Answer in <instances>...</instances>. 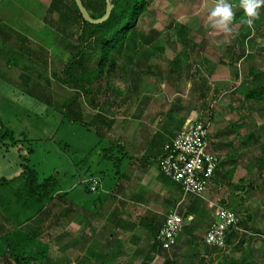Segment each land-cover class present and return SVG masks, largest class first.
Here are the masks:
<instances>
[{
	"label": "rangeland",
	"instance_id": "obj_1",
	"mask_svg": "<svg viewBox=\"0 0 264 264\" xmlns=\"http://www.w3.org/2000/svg\"><path fill=\"white\" fill-rule=\"evenodd\" d=\"M49 1L51 2H0V17L3 18L0 19L1 30L8 31L12 39H25L27 47L36 49L35 53H32V59L47 61L43 77L40 79L34 74L26 83L20 77L25 67L20 65L31 67V64L21 60L19 64L14 63L9 68L6 66V58L0 55V76L9 77L12 85V90L6 93L5 102H0V119L18 133L24 132L30 139L27 147H33V152L30 153L29 165L36 167L41 178L58 176V172L62 170V152L65 151L63 148L68 143L70 147L64 153L67 158L73 157L74 150L77 151L78 148V140H82L83 144H95L93 160L96 169H100L97 166L100 161L96 157L97 152L99 155L103 153L102 148L109 142L120 145L125 133V122L127 123L128 118L136 119L139 112L146 114L155 110L153 113L159 112L157 116L160 123H163L167 112L175 105L180 107V113L186 112L188 115L193 111L198 116L205 115L208 108H211L213 117L209 145L211 151L218 154L222 164L218 171L220 180H215L212 186H208L206 197L214 203L226 201L227 205L243 211L245 216L250 215L252 219L248 221V225L262 226L264 210L259 207H264V180H260V177L256 180L255 173L261 167L257 162L262 159L261 162L264 163V92L249 95L255 84L250 82L248 73L251 67L264 73V19L261 18L257 26L252 23L254 18L264 16V4L257 10L256 17H248L240 6L241 0H227L233 13L241 8L243 13L237 17V23L229 24V30L225 31L214 26V20L210 18L211 11L219 1L147 0L149 9L138 19V26L151 39L146 47L155 53L148 63H157L158 68L125 65V60L120 58L115 71L104 78V88L109 90L105 91L106 94L99 95L98 107H91L83 95L75 102V105H81L84 121L100 124L97 115H103L108 121L112 119L110 129L101 124L100 131L105 137H100L92 124L71 122L63 114V101L80 92L59 78L65 63L72 55L71 52L74 51L73 47L65 42L63 33L46 22L44 16L42 25L33 18L42 15L41 11ZM91 8L96 11L93 6ZM23 13H28L29 20L25 21L28 23V29L22 25L20 16H23ZM245 18L251 20L253 30L250 36L242 38V35L247 33L243 27ZM157 43L165 44L163 54L153 49ZM235 49L243 55L239 56L240 59L232 66L231 55ZM178 56L183 63L180 71H175L170 61ZM35 67L39 70L38 65ZM262 78L264 81V77ZM6 86L8 85L4 84L2 87ZM40 96H43L42 99ZM72 118L75 119V116ZM131 120L129 121L132 122ZM251 131H254L257 140L250 139L242 143ZM24 154L28 155L25 147L18 150L13 146H0V179L12 178L15 175L14 172L21 168ZM110 165L112 166L111 163ZM233 166L234 173L228 175ZM115 168L113 166L112 173L110 168L105 173V170L101 172L103 184L96 176L101 181L100 189L109 190V197L103 204H98L102 206V210L98 209L92 221L84 217L82 220L78 219L72 208L68 207L72 202L69 200L70 196L61 198L64 192L54 195L53 201L42 209L44 214L33 217L36 210L41 208V203L25 194L22 178L0 186V264H12L2 257V235L20 224L23 231H26L24 228L28 225L38 227L39 240L49 244L50 256L64 264L91 263L92 257L86 256L91 250L99 255V259L106 255L109 258L106 264H127L136 254L132 264H140L147 252L149 264H197L198 260L201 264H264V249L260 247L264 237L261 235L243 233L235 243L228 244L222 253L206 246L204 235L209 225L206 224L205 215L200 219L201 227L193 235V242L191 238L186 240L183 231L170 250L159 252L157 249H150L148 222L152 218L160 220L158 217H161L162 221L169 208L168 204H165L169 198L168 194L163 190L161 196L144 195L143 199L148 200L147 204L133 202L128 205L124 201L127 193L126 197L111 194L114 188L111 187L112 182L118 181L117 185L122 182ZM154 172L157 174V169L153 168ZM155 177L160 179L157 175ZM75 186L74 190L80 189L78 185ZM97 198L98 194L94 200L95 204L96 201L98 203ZM194 199L198 198L189 196L179 204L182 213ZM203 201L207 212L213 213L209 201ZM68 208L71 210L69 214L64 211ZM128 223L133 227H129ZM109 235L121 242L109 243ZM241 239H244V243L240 245Z\"/></svg>",
	"mask_w": 264,
	"mask_h": 264
},
{
	"label": "trees",
	"instance_id": "obj_2",
	"mask_svg": "<svg viewBox=\"0 0 264 264\" xmlns=\"http://www.w3.org/2000/svg\"><path fill=\"white\" fill-rule=\"evenodd\" d=\"M228 1L225 0L226 3ZM82 2L90 13L91 17L93 18H99L105 13V0H82ZM110 2L113 5L110 17L107 21L99 24H91L85 21L82 15L80 14L74 0H51L48 9L44 14V19L46 20V22L58 32L63 33L65 42L71 44L74 50L73 52H71L72 55L69 61L65 63L59 78L61 77L62 80L74 86L80 93H76L74 97L63 101L62 106L65 110H67H64L63 114H65V116H67L69 118V121L71 122L78 121L80 123L92 124L95 127L96 132L100 135V137L105 135L101 134V124L106 125V129H108L113 123L112 119L108 121L103 117V115H97V118H99L98 120L100 122V124H98L95 122L84 121L82 118V114L78 115L77 117L75 116V119L72 118V116L74 117L73 107L75 105V102L77 101V98H79L80 95H83L89 101L91 107H98L99 95L101 93L106 94L107 90H109L107 89V87L104 88V78L113 71H115L116 67L118 66V60L120 58H123L125 60V65L134 64L137 68H141L140 66L142 65H145L146 67H148V69L153 67L158 68L157 63H148V61L151 60L155 53L146 47V44H149L151 39L148 38L149 36L145 35L138 26V19L149 9L148 1L110 0ZM91 6H93L96 11H94ZM242 13V8L238 11H235L233 13V18L230 24H236L238 21L237 17L240 16ZM261 18L264 19V16H260V18H254L252 21L253 25H259ZM248 20L249 19L247 18L244 19L243 27L246 29L247 33H244L242 35V38H245L252 34V23L249 24ZM0 44H2V46L0 47V55H3L4 58H6V64L9 68L13 66L14 63L19 64V61L21 60H24L31 64V67L25 64L20 65V67H25L26 70H23L20 76L23 81L27 83L29 80H31V76L34 74L40 79L41 77H43L44 67L46 68L45 64L47 63V61L45 59H42V62H39L32 59V53H35L36 49H34L33 47H27L25 39H12L8 31H3L0 28ZM153 49L157 50L160 54H163L165 51V44L157 43L154 45ZM237 53L238 52L235 49V51H233V55H231L230 64L232 66L235 65L236 61L239 60L240 57L243 55V53H238L239 55L237 56ZM182 63L183 62L179 59V56L175 57L170 61V65L172 69L174 68L173 70L175 71H180V69L182 68ZM36 65H38L39 70L36 69ZM248 76L250 77V82L252 84H255V87L250 90L249 95L253 93L262 94L264 92V81H262L264 73L260 71H255L251 67ZM36 86L39 87L40 84H36ZM108 88H110L109 84ZM42 97L43 96H40L41 99ZM178 109H180V107H178L177 105L172 106V108L169 109L168 115L170 116V119L173 118L172 116L174 112H176V110ZM212 112V109L208 108V111L205 112V115L200 114L199 118L201 119L209 113L212 114ZM184 119L185 117L181 119L179 125L180 127L184 123ZM0 124L2 126L0 132V146H6L7 148L9 146L16 147L19 145L20 142H30V139H28L27 135L24 132L18 133L10 126L4 124L1 119ZM250 139H253L254 141L257 140V137L255 138L254 132L252 131L249 132L248 136L245 139H243L242 143H245V141L248 142ZM32 148L33 147L29 146L27 148L28 155L24 154L22 156V171L21 174L16 178L23 179V190L25 191V194L33 198L36 202H39V204H42H40L41 208H38L33 215V217H39V215L45 213V211L44 213H42V209L46 208V206L53 201L52 199L54 195L58 192L59 182L56 175H50L41 178V174L36 169V167L34 165H29L30 153L33 152ZM104 156H108V154H104ZM108 158L111 159L113 157L108 156ZM112 160L114 165L120 168L122 157H114ZM221 164L222 163L220 161L219 166L216 169L212 178L213 182L215 180H217L216 182H219L220 174L218 175V171L220 169ZM234 171L235 169L233 167L228 171L227 174L231 175L234 173ZM160 173L162 177L168 180L167 184H177V186L180 188L178 189V191L181 196L179 201H181L182 192L180 185L174 180L165 176L161 171ZM16 178H2L0 179V186H4L11 182H14ZM89 187L90 185L87 186V189L91 192ZM101 189L100 187H97V191L91 193L97 194L100 192ZM195 200L196 199H194V202H192L188 206L184 213H182L183 211L179 208V204L172 208H178L179 213L183 218V222L190 215H194L195 220L191 221L190 224L183 223L182 230L185 234L189 233L191 235H194V233H196V231L199 230V228L201 227L200 219H202L204 215L206 216V223H208L209 226L215 219V214L213 217L214 211L213 213L207 212V209L204 205L205 202L201 203V201ZM221 204L224 206H229L226 204V201H222ZM211 208L214 210V207ZM233 208L238 209L235 207ZM250 219V215H247L245 218L242 219L241 225L247 228L248 221ZM160 223L161 221L156 219H153L148 222V226L150 228V233L148 234V241L149 243H151L150 249H157L159 252H163L168 250L162 248V246L158 244V241L156 239L158 230L163 224V222L162 224ZM128 225L129 227H133V225H130V223H128ZM24 229H26V231H23V228H21L20 224L19 227H15L11 229L10 232H6L2 235V240L4 242V256L2 257L7 259L6 262H10L12 264H64L61 262V260H54L50 256L49 244L39 240L38 227L28 226ZM93 232L95 231L93 230ZM108 238H111L108 239L109 243L118 244V242H121L120 240L116 241V239L113 238L112 235H109ZM192 238L193 240H195V236H193ZM236 238L237 234L236 232H234L228 237L227 245L225 248H212H215L222 253L226 250L228 244L235 243L237 241ZM239 242V244L241 245L242 243H244V239H241ZM205 245L208 246L206 243ZM148 254L149 252H147L140 264H149ZM86 256L92 257L91 263L85 262L84 264H93L94 262H96V264H106L107 260L109 259L106 255H103L101 259H99V255L94 250H91L90 254ZM135 257H137V254L134 255V257H131L127 264H132ZM212 258L215 259V257ZM77 264L80 263L78 262ZM166 264H168V262ZM197 264H201V261L198 260Z\"/></svg>",
	"mask_w": 264,
	"mask_h": 264
},
{
	"label": "crops",
	"instance_id": "obj_3",
	"mask_svg": "<svg viewBox=\"0 0 264 264\" xmlns=\"http://www.w3.org/2000/svg\"><path fill=\"white\" fill-rule=\"evenodd\" d=\"M49 3L47 4L46 8L43 11H41V14H42L40 15L41 17L40 16L39 18L33 17L34 19L38 20V23L40 25H42L43 23L42 18L46 10L48 9ZM20 17L22 20V25H25V29H28V25H27L28 23L25 22L29 20L28 13L27 14L23 13V16H20ZM0 19H3V18L0 17ZM22 36H25V35L22 34ZM28 36L29 35H27V37ZM4 84L8 86L2 87ZM9 90L10 91L12 90V85L10 83L9 77H7L6 75L0 76V100H2L0 102H5L4 99L7 96L6 93ZM153 112H155V110ZM81 113H82L81 105L79 104L75 105L73 107L74 116L77 117ZM152 113L148 112L145 114V112H142V113L139 112V115L136 116V119L131 120L128 118L127 123L125 122V126L123 128L125 129V133L123 135V141L121 142V144L115 145L114 143L109 142L108 145L102 148L103 153H100L99 155V152H97L96 157L97 159L100 160L98 161L97 166L100 167V169L99 168L96 169V166H95L96 163L93 160L94 151H95L94 143L83 144L82 140H78L77 141V146H78L77 151L74 150V155L73 157H70V158H67L64 153L70 147L68 146L69 144L67 143L66 147L63 148L65 151L62 152V163H61L62 170L58 172V176H57V179L59 182L58 192L59 193L64 192L61 195L62 199H65L67 196H70L69 200L70 201L72 200V202L68 204V207L72 208L73 213L77 215L78 219L82 220V218L84 217L85 219L87 218L89 221H92V217L96 216L98 209L100 211L102 210V206H98V204L99 203L103 204L106 201V199L109 197V194H108L109 190L102 188L101 189L102 192L97 193L98 203L96 201V204H95L94 200H96L95 198L97 194H93L90 191H88L87 186H89V182H86V181L90 180L92 177L98 176L101 179L102 184H103L104 182L103 176H102L103 171L105 170L104 173L107 172L106 170L108 168L111 169L110 173L114 171L113 166L115 165H113L114 163L112 160L114 157H122L120 168L115 166L116 173L119 171L117 173L118 178L121 177L122 182H121V185H117L119 184L118 181L112 182L113 185L111 187H114L112 189L113 191L111 192L112 195L114 194L115 196L126 197L125 194L127 193V197L123 199L125 202H127L128 205L129 203H133V202L147 204L148 200L143 199L144 195H147V197L156 195V194L160 195L162 191L164 190L165 192H167L168 197H169L165 203V204H168V207H169L168 211L178 204L179 199L181 197L178 191V189L180 188L177 186L176 183L167 184L168 180L162 177V175H160L161 173L159 170V161L161 159V156L164 154V145L166 144V142L169 141L172 137H174L178 133V131L181 130L186 119L190 115L194 116L196 112L192 111L190 114L187 115L186 112L180 113V111L178 110L174 112L172 116L173 118L171 119L169 118L170 116L168 115V112H167V116L166 118H164L165 120L163 123H160V118L157 116L159 112L153 113V115H151ZM184 117H185L184 123L180 127L179 126L180 121ZM129 120H131L132 122H130ZM160 124H161V128H159ZM111 127L112 125H110L108 129H110ZM90 131H92V129ZM254 135L256 138L257 136L255 133ZM18 146L19 147L16 146L18 150L23 149L24 147L28 148L27 142L19 144ZM18 153L19 155L21 154V152H18ZM104 154L105 155L108 154V156H111L113 158L110 159L108 158V156H104ZM261 161L257 162V164H260L259 167L260 166L261 167L255 173L257 174L255 177L256 180H258L259 177L261 178L260 180H263L264 178V175H263L264 174L263 173L264 163H262ZM110 163L112 164V166L110 165ZM100 164H102V166ZM154 165L156 167H154ZM153 168L154 170L157 169V174L155 172L154 173L157 176H159L161 180L156 179L155 177L156 175H154L153 173ZM119 169H122V170H119ZM21 171H22V167L20 169H17L14 172L15 175L12 178L18 177L21 174ZM252 177L254 176L252 175ZM12 178H6V179H12ZM213 184L214 183L212 181L210 183V186H212ZM75 185H78L77 187L80 189L74 190L76 188ZM118 189H120L121 191H119ZM206 195L207 194L204 193L202 199L209 201L210 199L207 198ZM202 199L198 198L197 200L201 201V203H204ZM70 208L66 210L67 209V206H66V209L64 210L65 213L67 212V214H69V212H71ZM259 208L264 210L263 206H260ZM122 211H124V207H122ZM158 218H160V221H161V217H158ZM109 219L111 221L112 216ZM103 220H105V218H103ZM193 220H195V218H194V215L192 214L185 221L186 222L185 224H190L191 221ZM162 221L164 222V217ZM88 223L91 224V222H88ZM206 224L208 225V223ZM261 225L262 226L248 225L247 228L244 227L248 231V233L246 234H249V235L256 234V235H261L264 237V224H261ZM28 226H32V225H28ZM192 237H193V234L191 235L189 233H186L187 241H188V238H191V242H193ZM260 244H261L260 247L264 249V239L263 241H261Z\"/></svg>",
	"mask_w": 264,
	"mask_h": 264
},
{
	"label": "built area",
	"instance_id": "obj_4",
	"mask_svg": "<svg viewBox=\"0 0 264 264\" xmlns=\"http://www.w3.org/2000/svg\"><path fill=\"white\" fill-rule=\"evenodd\" d=\"M212 117L211 113L201 119L196 113L190 115L181 130L164 145L159 168L165 176L180 185L182 198L178 204L189 196L203 197L219 166V156L211 151L209 145ZM100 183L98 177H92L89 180L91 192H96L97 187H101ZM209 205L214 207L215 219L204 235V242L208 246L223 249L230 234L236 232L238 240L243 233H248L241 225L246 217L243 211L212 201H209ZM182 229L183 218L178 208L170 209L158 230V244L170 250Z\"/></svg>",
	"mask_w": 264,
	"mask_h": 264
},
{
	"label": "clouds",
	"instance_id": "obj_5",
	"mask_svg": "<svg viewBox=\"0 0 264 264\" xmlns=\"http://www.w3.org/2000/svg\"><path fill=\"white\" fill-rule=\"evenodd\" d=\"M264 4V0H241L240 6L244 9L248 17H256L258 15V9ZM210 18L214 20V26L221 27L225 31H228V25L233 18V12L228 3L225 0H219L216 7L211 11ZM251 23V20L248 21Z\"/></svg>",
	"mask_w": 264,
	"mask_h": 264
},
{
	"label": "water",
	"instance_id": "obj_6",
	"mask_svg": "<svg viewBox=\"0 0 264 264\" xmlns=\"http://www.w3.org/2000/svg\"><path fill=\"white\" fill-rule=\"evenodd\" d=\"M74 1L78 7V10H79L80 14L82 15L83 19L85 21L91 23V24H99V23H103V22L107 21L110 17L111 10L113 8V5L111 4L110 0H105V2H106L105 13L103 14V16H101L99 18H93V17H91L90 13L88 12L86 7L84 6L82 0H74ZM1 129H2V126L0 124V132H1Z\"/></svg>",
	"mask_w": 264,
	"mask_h": 264
}]
</instances>
